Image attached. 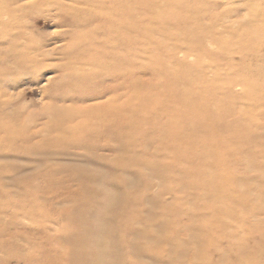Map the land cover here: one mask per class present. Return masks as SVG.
Instances as JSON below:
<instances>
[{
  "label": "rangeland",
  "instance_id": "1",
  "mask_svg": "<svg viewBox=\"0 0 264 264\" xmlns=\"http://www.w3.org/2000/svg\"><path fill=\"white\" fill-rule=\"evenodd\" d=\"M157 2L116 40L126 58L0 75V247L20 264H264V0ZM101 86L118 93L85 98ZM118 94L127 120L81 116Z\"/></svg>",
  "mask_w": 264,
  "mask_h": 264
},
{
  "label": "bare ground",
  "instance_id": "2",
  "mask_svg": "<svg viewBox=\"0 0 264 264\" xmlns=\"http://www.w3.org/2000/svg\"><path fill=\"white\" fill-rule=\"evenodd\" d=\"M149 2L151 12L146 0H0V65L6 66L5 69L2 68L0 75L7 78L15 74H27V70H33L41 76L53 70V66L48 63L52 59L68 60L64 64L66 68L61 65L60 69L63 70L62 72L67 71L71 75H77L91 70L89 68L95 67L94 64L97 63L92 58H86L84 63L73 58L84 56L86 52L102 45H108L107 57L111 60L118 51H120L118 58H126V52L121 51L122 48H117L116 40L125 39L134 26L146 25V21L159 16L157 0H149ZM40 18L52 21L53 26L62 30L47 35L44 27L48 25L40 26ZM97 22L102 24L100 29L96 28L97 34L82 37L79 35V42L69 41L65 44L68 38L72 39V36L79 32H74L75 30L91 27ZM150 24L152 25V22ZM99 34L101 37H98ZM58 44L64 45L58 47ZM138 52L134 55L137 61L141 60L143 54L140 49ZM116 71L124 72L125 67ZM115 76V72H109L105 77L97 75L95 78L106 81L115 79ZM127 85L128 83H124L114 89L121 86L127 88ZM114 89L101 86L85 98L100 99L110 91L118 93L113 91ZM117 96L119 97H112L105 103H100L101 106H107L105 110L94 104L81 111V116L96 118L98 123L119 117L127 120L129 114L137 112L136 105L129 103L125 95ZM160 106L157 104V107ZM59 232L61 231L58 229L56 235L59 239H63ZM1 243L5 245L2 237ZM8 249H10L8 246L0 247V264H20L21 262L16 259L19 258L20 253H11ZM29 256L35 262H41L42 258H46L47 263L56 260L58 264H61L59 259L66 261L68 258L66 253L58 256L52 251L30 253Z\"/></svg>",
  "mask_w": 264,
  "mask_h": 264
}]
</instances>
